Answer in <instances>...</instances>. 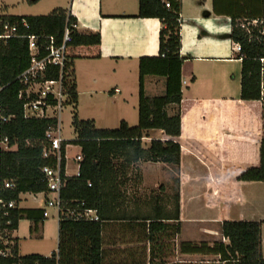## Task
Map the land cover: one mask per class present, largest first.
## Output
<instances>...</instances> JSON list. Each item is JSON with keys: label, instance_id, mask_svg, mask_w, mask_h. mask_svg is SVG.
<instances>
[{"label": "trees", "instance_id": "1", "mask_svg": "<svg viewBox=\"0 0 264 264\" xmlns=\"http://www.w3.org/2000/svg\"><path fill=\"white\" fill-rule=\"evenodd\" d=\"M249 16L244 19H264V0H248ZM255 1H258L259 5ZM139 17H155L161 23L159 32V53L156 56L139 58L138 63V122L129 125L122 120L116 128H97L93 120L79 119L73 110L71 124L76 136L62 144H76L81 148L80 174L67 176L60 192L63 208L74 207L77 202L95 208L98 221L77 220L65 215L58 221L57 250L49 255L37 253L18 255L17 239L13 254L0 257V264H161L166 257L163 241L174 239L180 232L179 222V162L180 146L175 137L180 135L182 100L181 66L185 57L180 56V0H170L166 7L162 0H138ZM1 16V15H0ZM2 17L21 25L25 20L28 28H20L28 34L54 36L60 44L66 21L76 23V18L63 8L53 9L44 15ZM243 20V19H242ZM241 20V21H242ZM237 17L231 20L230 38L240 44L241 59L240 98L257 100L260 93V58L264 57V24L252 27V35L241 27ZM100 43V33L72 31L70 50L76 46ZM77 55L70 51L69 63L70 94L74 107L77 91L73 60ZM29 64L27 40L12 38L0 45V111L9 116L2 125V134L9 139V146L15 149L0 150V179L14 183L13 189H2L5 201L15 200L9 209V216H1V227L10 230L18 227L20 219L31 220L30 234L38 231L42 222V209L19 207L21 193H39L46 189L38 182L41 168L47 164L42 157L45 134L56 125L53 118H25L23 101L18 98L22 85L16 79ZM147 75L165 78V92L147 96L145 77ZM173 106V113L168 107ZM264 108V107H263ZM158 129L164 138H151L148 145L143 139L149 137L148 130ZM139 162H163L176 169L175 193L167 199L159 194L148 199L130 200L125 185L133 165ZM65 159H62V171ZM239 180L264 182V134L260 145L258 166L244 170ZM90 183V185H89ZM132 202V203H130ZM10 223L6 225V221ZM260 220H224L219 223L220 233L225 241L212 244L180 243L181 253L218 255L223 264H264L261 253ZM113 243L134 244L131 254L122 260H110L106 245Z\"/></svg>", "mask_w": 264, "mask_h": 264}, {"label": "crops", "instance_id": "2", "mask_svg": "<svg viewBox=\"0 0 264 264\" xmlns=\"http://www.w3.org/2000/svg\"><path fill=\"white\" fill-rule=\"evenodd\" d=\"M27 4L45 10L11 13L3 1L0 15H44L63 8L76 18L78 32L100 33L98 46L82 45L70 50L77 55L73 69L79 119L93 120L97 128H116L122 120L137 124L139 58L158 55L159 19L137 16L138 0H28ZM249 5L248 0H180V56L185 59L181 66L180 135L175 137L180 146V232L175 238L190 241L208 234L201 230L204 226L224 220H260L264 258V182L238 179L244 170L259 165L264 134V108L258 100L240 98L241 59L230 38L232 17L241 21L249 16ZM235 63L239 64L236 72ZM105 82L112 83L108 89L102 85ZM144 87L147 96L164 94L165 78L147 75ZM102 95L110 99L108 106L96 102V97ZM172 107L167 109L169 114L173 113ZM148 135L146 142L164 138L158 129L148 130ZM70 145L65 147L64 172L74 176V157L81 148L77 145L78 151L71 158ZM39 194L44 198L43 206L25 208L43 210L45 196L34 195ZM47 218L43 217L42 222ZM26 220L30 228L32 222ZM17 231L18 227L12 236L17 239L18 255H22ZM116 239L111 237V244L106 245L110 260L124 259L135 246L114 244ZM163 243L166 251L170 250V240Z\"/></svg>", "mask_w": 264, "mask_h": 264}, {"label": "built area", "instance_id": "3", "mask_svg": "<svg viewBox=\"0 0 264 264\" xmlns=\"http://www.w3.org/2000/svg\"><path fill=\"white\" fill-rule=\"evenodd\" d=\"M162 2L166 7H170V0H162ZM260 24H264V19H243L240 22V27L246 33L252 35V27ZM21 27L28 28L25 20H22L21 25H18L0 16V45L6 44L12 38H25L27 40L29 64L16 77L22 85L18 91V98L23 101V116L25 118H53L56 120V125L47 130L45 134L46 142L42 147V157L48 161L41 168L42 175L38 179V182L46 187L44 191L39 192L45 196L43 217H49L48 209H53L55 211L54 216L58 221L64 215L77 220L98 221L100 218L97 209L85 206L84 202H77L74 207L64 209L60 197L66 177L69 176L64 170L62 171V159H65V147L68 144L64 146L63 153L62 144L70 141L65 140L61 134L60 115L67 104L74 105L70 94L69 80L72 76L70 75L68 63L70 61L69 44L72 41V31L77 28V24L66 21L60 44L56 43L54 36L28 34L22 32ZM260 32L264 33V30ZM234 51L238 53L241 51L240 44L237 42H234ZM260 64V93L257 100L264 107V57L260 58ZM9 118L0 111V150L13 148V146H9L8 137L2 134V125ZM74 159L76 162L74 176H78L82 154L78 153ZM13 188L14 183L12 181H2L0 179V193L2 189ZM27 193L30 195L35 194L32 192ZM21 194H19V197ZM15 205V200L5 201L0 194V217L9 216V209L15 207ZM9 223L10 220H7L6 225ZM12 232L13 230H10L7 226L1 227L0 222V257L13 254L12 248L15 242Z\"/></svg>", "mask_w": 264, "mask_h": 264}, {"label": "rangeland", "instance_id": "4", "mask_svg": "<svg viewBox=\"0 0 264 264\" xmlns=\"http://www.w3.org/2000/svg\"><path fill=\"white\" fill-rule=\"evenodd\" d=\"M5 2L9 12L16 14H31L30 12H39L45 10L41 7H28L26 5L28 0H0ZM40 14V13H39ZM43 14V13H42ZM45 14V13H44ZM234 66V65H232ZM232 66L230 70H232ZM235 72L239 68V64L235 63ZM233 70V71H234ZM112 83H102L104 88H109ZM109 94V92H107ZM96 102L98 105L108 106L110 99L107 96H97ZM74 105L67 104L61 115V134L65 140H71L76 136L74 127L71 124ZM135 124V123H134ZM151 132V135L156 134ZM145 139V138H144ZM143 139L144 145H148ZM70 148L68 149L69 155L72 158L78 151V146L76 144L70 143ZM71 163H73L71 161ZM128 198L130 200L148 199L151 195L159 194L167 199L175 193L176 189V169L174 165H167L163 162L157 164L156 162H139L133 165L130 173L129 180L125 185ZM43 197L41 194L32 197L29 194H21L19 206L21 208L38 206L39 208L43 206ZM132 203V202H130ZM50 215L42 223H39L38 231L30 234L29 225L30 222L26 219L20 221L18 225L17 236L19 238V252L24 254L37 253L41 255H49L51 252L55 251L57 248V220L53 217L54 211L48 209ZM202 231H207L208 234L194 237L190 240L192 243H208L212 244L215 241H225L227 240L222 237L220 233L219 224H208L201 229ZM182 238L170 239L169 245L170 250L166 251V257L161 261V264H223L218 255L214 254H194L192 256L183 255L180 252L179 246ZM174 245H173V244ZM177 243V244H176Z\"/></svg>", "mask_w": 264, "mask_h": 264}]
</instances>
